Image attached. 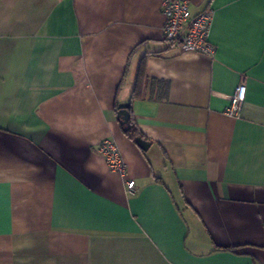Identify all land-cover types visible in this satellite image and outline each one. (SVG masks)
<instances>
[{"label":"crops","instance_id":"0c3cea01","mask_svg":"<svg viewBox=\"0 0 264 264\" xmlns=\"http://www.w3.org/2000/svg\"><path fill=\"white\" fill-rule=\"evenodd\" d=\"M189 6L214 53L165 40L162 0H0V264H264V0Z\"/></svg>","mask_w":264,"mask_h":264},{"label":"built area","instance_id":"2783aa9c","mask_svg":"<svg viewBox=\"0 0 264 264\" xmlns=\"http://www.w3.org/2000/svg\"><path fill=\"white\" fill-rule=\"evenodd\" d=\"M162 12L165 17L163 31L166 41L179 45L183 51L214 53L215 47L209 41L211 11L206 10L191 17L189 0H162ZM246 95V84H240L231 96V103L227 109L229 115L239 116ZM98 152L105 158L111 170L126 174L127 165L115 140L105 138L100 141ZM126 186L128 192H133L136 187L135 180L129 179Z\"/></svg>","mask_w":264,"mask_h":264},{"label":"trees","instance_id":"16d2710c","mask_svg":"<svg viewBox=\"0 0 264 264\" xmlns=\"http://www.w3.org/2000/svg\"><path fill=\"white\" fill-rule=\"evenodd\" d=\"M171 45H175V43H171ZM145 84H146V72H145V57H144L141 60V64L139 66L136 84H135V90L133 93V99L140 98L143 95V89H144ZM126 127H127L126 134L131 139L135 140L137 136H140V135L143 136L141 132L139 131L138 127L136 126L133 115L131 116V119L128 125H126Z\"/></svg>","mask_w":264,"mask_h":264},{"label":"water","instance_id":"95a60500","mask_svg":"<svg viewBox=\"0 0 264 264\" xmlns=\"http://www.w3.org/2000/svg\"><path fill=\"white\" fill-rule=\"evenodd\" d=\"M118 118L120 120V123L122 125H128L130 119H131V103L124 102L120 103L118 105V111H117ZM125 130H127V127H125ZM135 142L139 145V147L143 150H147L150 146V141L146 140L143 136H137L135 138Z\"/></svg>","mask_w":264,"mask_h":264},{"label":"rangeland","instance_id":"374dc122","mask_svg":"<svg viewBox=\"0 0 264 264\" xmlns=\"http://www.w3.org/2000/svg\"><path fill=\"white\" fill-rule=\"evenodd\" d=\"M168 42V41H167Z\"/></svg>","mask_w":264,"mask_h":264}]
</instances>
